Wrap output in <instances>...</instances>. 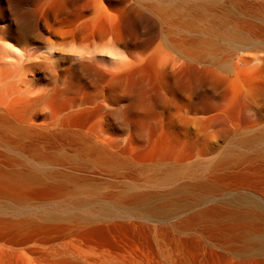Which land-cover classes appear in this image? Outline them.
Masks as SVG:
<instances>
[{"label":"rangeland","instance_id":"rangeland-1","mask_svg":"<svg viewBox=\"0 0 264 264\" xmlns=\"http://www.w3.org/2000/svg\"><path fill=\"white\" fill-rule=\"evenodd\" d=\"M192 1L208 3L207 12L198 13L191 5L180 16L188 21L205 16L197 21L202 24L201 31H185L179 25V17H174L171 24L164 23L158 17L161 15L148 7L154 6L151 0H0V18L10 20L25 14L39 22L45 35L42 56H51L44 62L60 65L56 76L44 73L35 77L36 90L42 97L15 103L14 115L35 116L39 124L49 125L50 131L83 133L103 143L109 153L125 162L116 167L89 165L85 159H72L75 150L66 141L41 140L45 153L62 146L69 156L60 163L41 166L36 163L38 159L30 157H16L15 162H8L5 158L13 152L0 147L6 156L0 158L3 171L43 168L59 172L63 179H78L76 184L49 180L50 186L67 185L60 193L70 196L57 197L56 203L45 209H68L76 217L98 212L102 216L99 221L94 218L79 226L70 220L60 221L68 229L65 246L48 254L28 255L34 264H264V251L250 247L254 241L248 233L249 226L228 216L195 219L198 212L214 206L226 215L232 211L233 207L226 203L231 192L210 196L195 188L210 175L207 168L215 157L233 147L237 136L247 135L246 118H251V126L257 131L264 129V108L260 111L252 105V111L242 115L249 102L245 94L264 92V53L247 52L251 57L248 60L260 63L262 68L252 77L243 76L238 84L234 76L223 79L209 65H185L169 44L179 39H199L228 49L225 39L202 29L211 21L225 22L228 30H234L239 19L244 29L259 23L258 11L264 8V0ZM118 32L127 46H121V54L114 55L108 48ZM10 37V43L16 45L14 32ZM70 51L75 56L93 54L98 66L110 72L120 70L118 80L109 82L107 92L110 102H114L115 95H122L119 121L91 103L96 99V89L85 91L71 74L60 71L69 66L64 60ZM256 57L260 62L253 61ZM57 79L60 86L61 81L69 85L66 92H55ZM214 86H218L221 96H206ZM207 99L221 107L198 113L197 104L209 106ZM255 113L257 117L252 116ZM167 164L189 167L190 171L168 186L143 185L142 181L160 175ZM184 184L187 191L174 193L176 187ZM195 193L200 195L197 201L186 200ZM146 194L152 197L150 207L159 210L156 215H148L141 208L109 207L108 213L99 205L85 204L116 195L133 201ZM5 202L0 199V221H18L21 213Z\"/></svg>","mask_w":264,"mask_h":264},{"label":"bare ground","instance_id":"bare-ground-1","mask_svg":"<svg viewBox=\"0 0 264 264\" xmlns=\"http://www.w3.org/2000/svg\"><path fill=\"white\" fill-rule=\"evenodd\" d=\"M147 1V0H146ZM150 5L161 16L164 23L171 24L174 17H179V25L185 31L196 29L201 31L202 21L205 16H195L194 21L183 19L182 15L188 7L198 13H205L208 3H195L192 0H151ZM195 3V4H194ZM210 6V5H209ZM258 22L251 24L245 29L239 18L234 30H228L225 22L211 21L202 30L210 31L226 40L229 48L218 47L207 40L170 41L169 44L182 57L184 64L189 67L209 65L213 67V73L228 79V75L235 77V82L240 83L242 77H252L262 66L260 63L249 61L251 57L247 52L264 53V8H259ZM203 27H205L203 25ZM11 32L16 36V45L10 43ZM45 35L40 28L39 22L25 14L14 16L13 19L0 18V147L13 152L12 156H4L0 152V158L6 157L8 162H15L16 157L38 159L36 163L41 166H49L60 163L69 156L63 151V147L54 148L52 153H45L41 140L66 141L75 150L71 156L74 160L85 159L89 165L116 167L125 162L109 153L100 141L80 132L50 131L49 125L43 126L36 120L37 117L18 118L13 113V105L20 101H35L40 97L36 90L35 77L47 73L57 75L60 68L58 62L45 63L51 60V56H42V45ZM127 46V42L118 32L113 43L108 48L111 54L120 55V47ZM49 49V48H48ZM50 50V49H49ZM65 56V63L69 66L60 71L71 74V78L79 83L82 88L96 89V103L98 110L114 115L118 121L122 112V95L117 96L114 102H110L107 96L109 82L120 76V70L110 72L98 66L93 54H76L70 51ZM72 54V55H71ZM68 55V54H67ZM234 58V64H233ZM258 57L254 62H260ZM257 59V61H256ZM96 61V62H95ZM47 76V75H46ZM54 79V78H53ZM56 80L55 92H66L68 86L61 81L60 86ZM237 84V86H238ZM118 86V85H117ZM242 86V84H241ZM118 90L119 86L117 87ZM238 88H240L238 86ZM196 89V88H195ZM111 90V89H110ZM117 92H120L118 91ZM241 90V88L239 89ZM95 91V92H96ZM208 97L221 96L218 86H214ZM111 93V92H110ZM247 94H251L246 91ZM114 94V93H112ZM118 94H121L118 93ZM244 96V95H243ZM248 104L244 105L242 115L252 111V105H256L260 111L264 108V92L258 91L254 96L246 95ZM209 100V106L197 104L196 111L219 109L221 105ZM258 100L261 102L258 103ZM20 104V103H19ZM88 105H92L89 102ZM200 105V107H199ZM257 117L256 113L252 115ZM116 119V118H115ZM251 118H246L249 125L244 129L247 135H239L234 140V146L224 150L215 157L214 162L208 166L210 175L195 188L203 191L202 195H213L220 191H228L232 196L227 199V204L233 207L226 215L218 206L201 210L195 215V219H222L225 216L235 219L247 226L248 233L254 241L251 248L264 251V129L257 131L251 126ZM202 166V165H201ZM190 171V168H181L175 164H167L161 168L160 175H154L142 181L143 185L168 186L177 181L181 176ZM50 174L54 177H46ZM59 176V172L47 169L18 170L7 172L0 169V199L7 205L16 208L21 215H17L18 221H0V264H34V260L28 255H43L65 246V235L68 229L60 221L70 220L74 225L91 222L92 219H100L101 213H89L85 217H76L72 211L64 209L55 211L45 209L56 203L57 197H69L68 193H60L67 189V185H47L49 180L56 182H68L76 184V177ZM188 190L186 184L176 187L174 193ZM199 194L195 193L186 199L197 201ZM167 197V196H166ZM227 198V197H226ZM222 199V198H221ZM152 197L148 194L139 195L135 200L129 201L123 195L102 197L95 202L85 204L99 205L104 211L111 212V208H141L148 215H156L157 208H151L148 202ZM79 203H73L76 205ZM84 202L80 203V205ZM99 221V220H98ZM259 225H255V223ZM69 234V233H68ZM70 235V234H69ZM68 236V235H67ZM65 237V239H64Z\"/></svg>","mask_w":264,"mask_h":264}]
</instances>
